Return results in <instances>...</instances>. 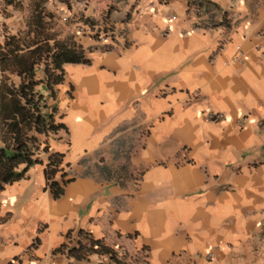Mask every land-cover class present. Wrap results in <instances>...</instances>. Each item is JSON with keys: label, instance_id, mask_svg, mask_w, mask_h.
I'll return each instance as SVG.
<instances>
[{"label": "crops", "instance_id": "crops-1", "mask_svg": "<svg viewBox=\"0 0 264 264\" xmlns=\"http://www.w3.org/2000/svg\"><path fill=\"white\" fill-rule=\"evenodd\" d=\"M39 1L90 63L64 64L65 128L46 138L70 181L54 199L34 164L5 185L0 264H118L57 251L79 230L124 264H264V0H211L227 22L214 27L187 0ZM101 14L107 44L92 32ZM25 20L0 0V42Z\"/></svg>", "mask_w": 264, "mask_h": 264}, {"label": "trees", "instance_id": "trees-1", "mask_svg": "<svg viewBox=\"0 0 264 264\" xmlns=\"http://www.w3.org/2000/svg\"><path fill=\"white\" fill-rule=\"evenodd\" d=\"M4 2L21 6L20 0ZM40 2L27 8L25 28L6 33L0 42V191L23 178L30 166L44 164L46 188L57 199L70 178L62 166L64 154L50 150L46 140L65 128L56 118V86L64 81L65 63L88 64L90 59L71 36L59 37L55 14ZM191 8L206 17L205 26L227 23L224 18L216 19L219 7L211 0H187L188 13ZM20 163L24 166L18 169ZM57 251L75 259L107 254L112 261L124 264L112 249L82 230L76 239L69 236L68 244Z\"/></svg>", "mask_w": 264, "mask_h": 264}, {"label": "built area", "instance_id": "built-area-1", "mask_svg": "<svg viewBox=\"0 0 264 264\" xmlns=\"http://www.w3.org/2000/svg\"><path fill=\"white\" fill-rule=\"evenodd\" d=\"M230 2L232 4H235L237 2V0H230ZM191 11L194 12V14H196V10L195 8H191ZM172 18H174V16H172ZM66 18L64 17L63 20H65ZM95 29V30H94ZM93 29V33L95 36V39L97 40L98 43L100 44H107V41H114L115 40V32H114V28H109V26H107V24H102V25H98L97 27H94ZM91 28L90 26H88L85 23L79 24L77 26H75L74 32L76 34H84V33H91L90 32ZM244 58V53L241 50L240 47L236 48V51L232 57L233 61H241ZM206 117L208 120L211 121H218L223 119L225 116L222 112H207ZM245 122V118H240L239 119V125L243 126Z\"/></svg>", "mask_w": 264, "mask_h": 264}, {"label": "rangeland", "instance_id": "rangeland-1", "mask_svg": "<svg viewBox=\"0 0 264 264\" xmlns=\"http://www.w3.org/2000/svg\"><path fill=\"white\" fill-rule=\"evenodd\" d=\"M22 2V1H21ZM21 6H23L22 4H21ZM21 6H18V7H15L14 6V9H17L20 13H23V18H25V16H27V14H28V11L27 10H25L24 8H20ZM24 7V6H23ZM3 13H6V11L5 10H3ZM103 14H101L100 15V23H102V24H104V20H103ZM61 18V17H60ZM61 21L62 22H65L66 23V21H63L62 19H61ZM59 24H61V23H59ZM63 24V23H62ZM118 253V252H117ZM121 254H119L118 256H119V258L125 263V262H128V263H130L131 261H133L132 260V258H131V260H127L126 258H122V257H124V255H126V253L123 251H121L120 252ZM139 261V262H138ZM137 262L138 263H141V259L139 258V260H137Z\"/></svg>", "mask_w": 264, "mask_h": 264}]
</instances>
